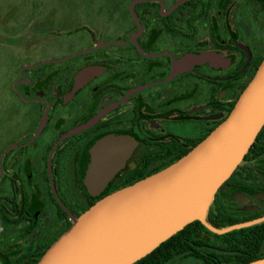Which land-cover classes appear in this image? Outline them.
Segmentation results:
<instances>
[{
    "label": "flooded vegetation",
    "instance_id": "af4514ba",
    "mask_svg": "<svg viewBox=\"0 0 264 264\" xmlns=\"http://www.w3.org/2000/svg\"><path fill=\"white\" fill-rule=\"evenodd\" d=\"M86 2L75 18L66 4L68 15L45 17L50 1L30 12L0 3V19L46 24L29 47H0V264H35L98 199L190 151L264 58V0ZM190 55L210 57L186 63ZM109 140L127 145L123 164L93 191L86 154ZM249 148L205 219L222 227L260 220L225 233L190 226L173 257L150 264L264 255V124ZM237 229L245 230L229 233ZM215 234L227 235L220 243Z\"/></svg>",
    "mask_w": 264,
    "mask_h": 264
},
{
    "label": "water",
    "instance_id": "95a60500",
    "mask_svg": "<svg viewBox=\"0 0 264 264\" xmlns=\"http://www.w3.org/2000/svg\"><path fill=\"white\" fill-rule=\"evenodd\" d=\"M209 57L190 55L184 60ZM263 124L264 58L227 116L206 137L167 167L98 199L73 219L35 264H132L194 220L214 233L259 221L215 227L205 215ZM126 149L117 140L89 149L86 180L91 190L109 182L122 166ZM243 264H264V256Z\"/></svg>",
    "mask_w": 264,
    "mask_h": 264
},
{
    "label": "rangeland",
    "instance_id": "374dc122",
    "mask_svg": "<svg viewBox=\"0 0 264 264\" xmlns=\"http://www.w3.org/2000/svg\"><path fill=\"white\" fill-rule=\"evenodd\" d=\"M11 2L16 1L17 4L14 6H23L26 5L28 7V11L31 9V7L34 6V4H37L38 2H43L42 4H46L48 1H50L49 4L45 7V17H47L50 13H54V15H62L67 14L66 11L69 12V16L75 18L76 16H79V12L81 11L82 7L87 5L86 0H0L1 2ZM7 3L5 4L7 6ZM63 4H66L63 6ZM63 6V9H60ZM3 14V12H2ZM27 15V14H25ZM68 15V14H67ZM35 21L30 22V24H24V23H16L13 19H7L5 15L2 16L0 19V47H4L5 49H14V48H26L30 46V40L32 34L35 32H38L37 30L41 28V30L46 29V24H39L35 25ZM56 20L54 24H56ZM41 23V22H40ZM87 23V22H86ZM88 24V23H87ZM89 25V24H88ZM58 26V25H56ZM66 25H63L65 27ZM75 26L70 25V27ZM55 27V25L53 26ZM50 28V27H49ZM57 46H55L54 51L55 53L58 52ZM15 61L11 59H6V64L15 65Z\"/></svg>",
    "mask_w": 264,
    "mask_h": 264
},
{
    "label": "trees",
    "instance_id": "16d2710c",
    "mask_svg": "<svg viewBox=\"0 0 264 264\" xmlns=\"http://www.w3.org/2000/svg\"><path fill=\"white\" fill-rule=\"evenodd\" d=\"M249 150H250V148L248 149V151ZM225 182L226 181L223 182L222 186L225 184ZM209 222L212 223L216 227H222L223 226V224H221V223L212 222V221H209ZM190 226H199V227L204 228V226L198 220H194V221L186 224L181 230L177 231L172 236H170L169 238H167L166 240L161 242L152 252H150L149 254H147L146 256H144L143 258H141L140 260L136 261L133 264H150V263H155L158 259H160L159 262H163L166 259L173 257L177 252L176 251L177 250V244L181 241H184L183 237L186 233H190L192 231L191 229H189ZM243 230H245V229L232 230L229 233L239 234V232L243 231ZM227 234H220V235L215 234L214 236L218 242L223 243ZM261 256H264V255L255 254V255L247 257V258H245V260H243L239 263H235V264H243V263H246L250 260H253V259L261 257ZM215 264H223V263L215 262Z\"/></svg>",
    "mask_w": 264,
    "mask_h": 264
}]
</instances>
